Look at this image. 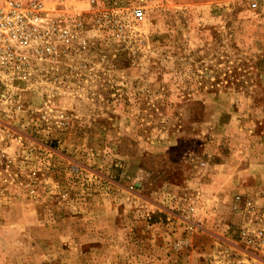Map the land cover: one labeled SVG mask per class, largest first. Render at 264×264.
Instances as JSON below:
<instances>
[{"label": "rangeland", "instance_id": "1", "mask_svg": "<svg viewBox=\"0 0 264 264\" xmlns=\"http://www.w3.org/2000/svg\"><path fill=\"white\" fill-rule=\"evenodd\" d=\"M69 3L0 73V264H264V0Z\"/></svg>", "mask_w": 264, "mask_h": 264}, {"label": "built area", "instance_id": "2", "mask_svg": "<svg viewBox=\"0 0 264 264\" xmlns=\"http://www.w3.org/2000/svg\"><path fill=\"white\" fill-rule=\"evenodd\" d=\"M50 1L0 0L1 74L11 79L26 78L34 61L56 59L66 45L81 38L83 12L70 0ZM134 13L141 17L143 7Z\"/></svg>", "mask_w": 264, "mask_h": 264}]
</instances>
